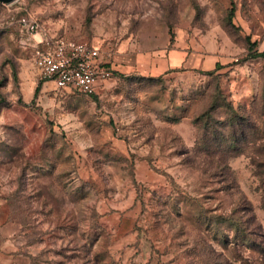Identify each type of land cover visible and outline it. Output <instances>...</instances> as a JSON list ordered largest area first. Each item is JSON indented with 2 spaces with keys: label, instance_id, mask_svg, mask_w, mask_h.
Returning <instances> with one entry per match:
<instances>
[{
  "label": "rangeland",
  "instance_id": "374dc122",
  "mask_svg": "<svg viewBox=\"0 0 264 264\" xmlns=\"http://www.w3.org/2000/svg\"><path fill=\"white\" fill-rule=\"evenodd\" d=\"M22 14L119 70L89 97L41 82ZM250 43L264 51V0L0 3V264H264ZM167 49L197 66L132 70Z\"/></svg>",
  "mask_w": 264,
  "mask_h": 264
},
{
  "label": "built area",
  "instance_id": "2783aa9c",
  "mask_svg": "<svg viewBox=\"0 0 264 264\" xmlns=\"http://www.w3.org/2000/svg\"><path fill=\"white\" fill-rule=\"evenodd\" d=\"M16 23L34 42L32 60L41 82L89 97L95 94L98 79L105 82L112 76L111 52L87 41L53 40L29 14Z\"/></svg>",
  "mask_w": 264,
  "mask_h": 264
},
{
  "label": "crops",
  "instance_id": "0c3cea01",
  "mask_svg": "<svg viewBox=\"0 0 264 264\" xmlns=\"http://www.w3.org/2000/svg\"><path fill=\"white\" fill-rule=\"evenodd\" d=\"M155 56L156 59L147 53L136 56L137 63L132 70L149 76H157L180 66H197V55L182 49H167L163 55L159 56L156 54ZM110 66L114 71L119 70L116 62L111 63Z\"/></svg>",
  "mask_w": 264,
  "mask_h": 264
},
{
  "label": "trees",
  "instance_id": "16d2710c",
  "mask_svg": "<svg viewBox=\"0 0 264 264\" xmlns=\"http://www.w3.org/2000/svg\"><path fill=\"white\" fill-rule=\"evenodd\" d=\"M232 13H233V11H231L230 14H229V20H231ZM24 15H26V14H24ZM254 47H255L254 43H250L249 44V46H248V52H249L248 58L249 59H264V51L259 52L258 50H255ZM114 74H115V71L113 72V75ZM38 91H39V88L37 87L36 90H35L34 96L37 95Z\"/></svg>",
  "mask_w": 264,
  "mask_h": 264
},
{
  "label": "water",
  "instance_id": "95a60500",
  "mask_svg": "<svg viewBox=\"0 0 264 264\" xmlns=\"http://www.w3.org/2000/svg\"><path fill=\"white\" fill-rule=\"evenodd\" d=\"M12 0H0V3L6 4V3H10Z\"/></svg>",
  "mask_w": 264,
  "mask_h": 264
}]
</instances>
